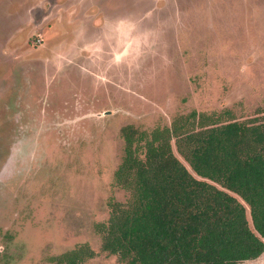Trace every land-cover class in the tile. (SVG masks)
Here are the masks:
<instances>
[{"label": "rangeland", "instance_id": "1", "mask_svg": "<svg viewBox=\"0 0 264 264\" xmlns=\"http://www.w3.org/2000/svg\"><path fill=\"white\" fill-rule=\"evenodd\" d=\"M6 79L0 163L23 153L0 181V264H137L114 230L144 210L115 181L124 129L170 131L137 152L152 181L167 154L218 153L202 125H264V0H0Z\"/></svg>", "mask_w": 264, "mask_h": 264}, {"label": "trees", "instance_id": "2", "mask_svg": "<svg viewBox=\"0 0 264 264\" xmlns=\"http://www.w3.org/2000/svg\"><path fill=\"white\" fill-rule=\"evenodd\" d=\"M216 125H202L199 134L214 142L215 156L181 153L188 169L167 154L152 181H145L137 152L170 143L164 137L170 131L124 129L125 156L115 181L134 187L144 210L114 230L137 264H242L264 255V125Z\"/></svg>", "mask_w": 264, "mask_h": 264}, {"label": "flooded vegetation", "instance_id": "3", "mask_svg": "<svg viewBox=\"0 0 264 264\" xmlns=\"http://www.w3.org/2000/svg\"><path fill=\"white\" fill-rule=\"evenodd\" d=\"M8 80V79H6ZM9 82V84L7 85L8 88H6L5 90H3V86H2V91L0 92V138L2 136V134H4L2 131H3V128L4 127H1V125L4 123V120L5 119H8L9 115L6 116L5 112H7V110H10L9 109V105H13V102L11 103L10 100H9V93L11 92L12 89H14V85L12 86L13 82L10 83V80L7 81V83ZM6 87V86H5ZM20 94V92H19ZM18 94V98H17V101L15 102V106H18L19 107V111H16V115L13 117L15 119L16 122H21L23 120V114L24 115H27L25 112L23 113V110L26 109L27 107V100L23 98V96H20ZM19 101V102H18ZM7 102H8V106H7ZM23 105H25L23 107ZM5 111V112H4ZM22 115V116H21ZM22 123V122H21ZM23 124L25 125V123L23 122ZM23 124L20 126V127H15L14 131L12 133H15V132H22V128L24 127ZM12 131V130H11Z\"/></svg>", "mask_w": 264, "mask_h": 264}, {"label": "clouds", "instance_id": "4", "mask_svg": "<svg viewBox=\"0 0 264 264\" xmlns=\"http://www.w3.org/2000/svg\"><path fill=\"white\" fill-rule=\"evenodd\" d=\"M22 146L9 145L7 154L2 163H0V181H5L11 179L18 174L17 162L15 160L16 156L22 155Z\"/></svg>", "mask_w": 264, "mask_h": 264}]
</instances>
